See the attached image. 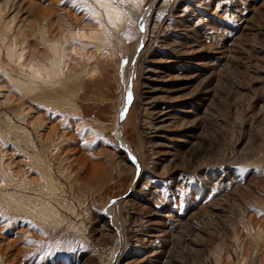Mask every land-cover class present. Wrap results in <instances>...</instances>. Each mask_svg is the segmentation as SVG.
<instances>
[{"label": "rangeland", "instance_id": "rangeland-1", "mask_svg": "<svg viewBox=\"0 0 264 264\" xmlns=\"http://www.w3.org/2000/svg\"><path fill=\"white\" fill-rule=\"evenodd\" d=\"M160 3L144 0L147 22L127 12L115 31L99 25L92 0H0V37L13 17L0 38V193L20 204L21 195L40 198L58 218L0 196L2 264H264V0ZM105 28L100 50L78 34ZM136 45L137 65L153 67L140 88L127 86L122 69ZM21 47V58L11 55ZM66 60L64 74L45 79L42 66ZM93 64L94 78L75 79ZM84 118L96 135L78 128ZM83 146L103 177L76 176ZM140 153L145 177L133 188ZM121 156L134 170L118 171ZM5 163L18 181L1 178ZM39 164L62 191L48 187Z\"/></svg>", "mask_w": 264, "mask_h": 264}, {"label": "bare ground", "instance_id": "bare-ground-1", "mask_svg": "<svg viewBox=\"0 0 264 264\" xmlns=\"http://www.w3.org/2000/svg\"><path fill=\"white\" fill-rule=\"evenodd\" d=\"M92 2L94 3L95 7H92L90 4H89V6H88V4H86V6H88L87 8H91L94 11L95 18L98 21L99 25H102V26H104L105 24L111 25L112 28L115 31H120L122 29V27L125 25L124 22H125V19H126V16H127V12L131 13V14H134L135 17L138 18V19H141L143 17V24H145L147 22L148 18H149L145 14L142 16L141 13H140V9L143 6L144 0H92ZM172 2H173V0H172ZM168 3H170V0H162V3H160V5H165L166 4V6H168L167 5ZM0 10H2L1 7H0ZM162 11H163V8H162ZM159 15L161 16L162 14H159ZM11 19H9L10 21L4 22V24L2 23L4 32H2L1 37L3 39H6L7 35L11 32L10 31V29H11ZM160 19H162V18L160 17ZM0 20H1V13H0ZM19 30H21V26L18 27L17 31H19ZM106 30H107L106 28L103 29L102 31H97L95 29H91L89 32H84L83 29H81L78 34L82 38L83 37H88V38L93 39L94 41H96V42H94L93 46L95 45L96 47H98L97 49L100 50L102 48L100 46V44L105 45L107 43V40H106L107 36L105 35ZM103 33H104V35H102ZM18 34L19 33H16L12 37L11 43L8 44L9 49L14 47L15 39H16V36ZM109 34L112 36L111 33H109ZM82 45H83V47L84 46L86 47L85 43H82ZM80 47H81V45H80ZM140 47H141V45L139 46V48ZM14 49H15V47H14ZM24 50H25V47H21V48H19V51L17 53L12 51L11 55L12 56L13 55L14 56H18L17 58H21L22 55H23ZM138 51H140V50H138V45H136L133 48H131V50L129 52V55H128V61L129 62L126 63L125 66L122 69H123V72H124L123 74H125V78L127 77V79H126L127 80V86L129 84H131L132 82H134L135 85H137V88H140L141 86L144 85V78H146V75L149 74V71L153 70V67H150V65H149V68H147V65L145 66V64H147V63L149 64V61L147 59H144V58L141 60V62H139V65H137L138 61H136L137 59L135 60V56L137 55ZM71 52H74V51H71ZM144 52H146V51H144ZM61 57H63V56H61ZM94 57H95V55H92V54L88 55L89 59H93ZM139 61H140V59H139ZM66 62H60V63L53 62L50 70H48L45 66H42L41 67V71H44L47 74L45 76V79L46 80H51L55 75H56V77H59L61 74H64L67 71V69L65 71V67L68 68V66H69V61L66 60ZM140 63H141V65H140ZM63 68H64V70H63ZM33 71H35V73H40L41 72L40 69H38V68L34 69ZM98 72H99L98 65L97 64H93V65L88 66L86 69H84L83 72H81L78 76L75 77V79L77 81L81 82L85 78H94L98 74ZM67 78H68V76H67ZM72 80L74 81V79H71V81ZM61 82H63V80H61ZM63 84H62V86H63ZM23 87H26V85L23 84ZM72 94H74V93H72ZM128 95H129V91H128ZM105 100H106V98H105ZM132 101H133L134 107L137 108V96L135 98H133ZM55 104H59L61 106L60 108H62L63 110H67L68 108L66 106L69 105V101H66V100L64 101V100L60 99L59 102L58 103L55 102ZM57 107H58V105H57ZM72 111L77 112L78 114H81V111H80L78 105H74L72 107ZM154 115H155V112H152L149 115L150 118H152L151 119L152 122H150L151 123V128H157V124L153 122V118H154L153 116ZM66 117H67V115H66ZM75 117H76V115H75ZM78 119H80V118H78ZM78 119H76L77 124H78V128L81 129V130H84V132L86 133L87 137L97 134V127L92 122L90 123V122L85 121V118L81 119L80 121H78ZM145 123H147V121ZM153 132H155V131H153ZM76 136L77 135H75V137ZM154 136H155V134L153 136H151V138L149 140H150V142L153 143V144L151 143L152 147L156 148L159 144L153 139ZM59 138L60 139H59L58 145H60V143L63 142V137L61 138V135H59ZM73 149L74 148H72L71 151H73ZM185 152L186 153H192L193 155L195 154V150H193L191 148L189 150H187V151H184V153ZM80 154L81 155H77L75 158L72 159V161L78 163V165H81V167L77 169L78 171H74L76 176H77L78 172L80 173V170L82 171V177L81 178L84 179V180H86V179H88V180L89 179L96 180V179L101 178V177L104 176L98 170H95V172H91L90 171V168L88 167L89 160H88V157H87L88 149L86 148V146H83L82 151H81ZM134 161H135V164L137 166H139V169H138V171H135V178H134V181H133V183H134L133 184V188L136 185H138V183L140 182V180L142 178L145 177L144 165H145V161L146 160L143 158V156L140 153V154H138L137 157H134ZM116 166H117L116 168L118 169V171L122 172V173L124 171L134 170L133 169L134 167L130 165V162L125 157H122V156L119 158ZM39 168H40V170L42 172L43 180H44V182H46L48 187L51 188V189L62 191L61 188L59 187L58 183L50 175V173H49L48 169L46 168V166H44L42 164H39ZM1 175H2V177H1L2 179H9V180H13V181H18V179H19L18 178L19 177L18 174L14 173V171H13L12 167L10 166V164H7V163L4 164V171L1 173ZM40 191L43 194L48 195L49 197L55 199L57 202L61 203L63 206L67 207L71 211L73 210L70 207V204L64 198H62L61 196H58L57 194H55L54 192L49 191L48 189H41ZM0 196L2 197V200H3L4 204H9V205L13 206L14 209H16V210L17 209H20V211L21 210H25L28 213H31V214H33V215H35L37 217L42 218V219H49L50 217H53L54 220H56V219L58 220V218H57V216L55 214V211H56L55 208L52 205H50L48 202H46V201H44V200H42L40 198H35V197L31 196V195H21L20 199L24 203L20 204L17 201H15L14 198L16 196L13 195L12 193H7V192L2 193V194L0 193ZM152 211H149V212H152ZM156 227L159 228L158 226H156ZM153 235H155V234H153ZM119 259L114 264H118L119 263L118 262ZM0 264H2L1 257H0ZM148 264H152V263H148Z\"/></svg>", "mask_w": 264, "mask_h": 264}, {"label": "crops", "instance_id": "crops-1", "mask_svg": "<svg viewBox=\"0 0 264 264\" xmlns=\"http://www.w3.org/2000/svg\"><path fill=\"white\" fill-rule=\"evenodd\" d=\"M113 260H115V258H114V259H112V261H111V263H110V264H112V263H113ZM120 264H122V262H121Z\"/></svg>", "mask_w": 264, "mask_h": 264}, {"label": "snow or ice", "instance_id": "snow-or-ice-1", "mask_svg": "<svg viewBox=\"0 0 264 264\" xmlns=\"http://www.w3.org/2000/svg\"><path fill=\"white\" fill-rule=\"evenodd\" d=\"M93 15H94V13H93Z\"/></svg>", "mask_w": 264, "mask_h": 264}]
</instances>
